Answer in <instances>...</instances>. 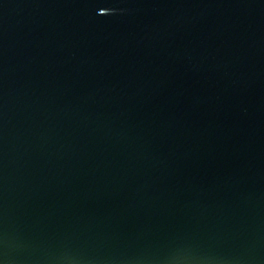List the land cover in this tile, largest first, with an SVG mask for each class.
Wrapping results in <instances>:
<instances>
[{
    "label": "water",
    "instance_id": "water-1",
    "mask_svg": "<svg viewBox=\"0 0 264 264\" xmlns=\"http://www.w3.org/2000/svg\"><path fill=\"white\" fill-rule=\"evenodd\" d=\"M0 264H264V0H0Z\"/></svg>",
    "mask_w": 264,
    "mask_h": 264
}]
</instances>
